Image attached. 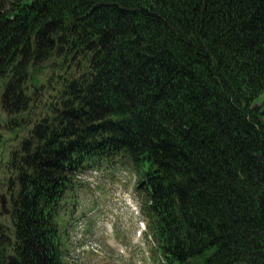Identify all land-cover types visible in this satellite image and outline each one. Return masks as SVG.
<instances>
[{
    "label": "trees",
    "instance_id": "obj_1",
    "mask_svg": "<svg viewBox=\"0 0 264 264\" xmlns=\"http://www.w3.org/2000/svg\"><path fill=\"white\" fill-rule=\"evenodd\" d=\"M261 97L264 0H0L17 142L0 264H64L63 199L114 166L135 172L163 264H264Z\"/></svg>",
    "mask_w": 264,
    "mask_h": 264
},
{
    "label": "rangeland",
    "instance_id": "obj_2",
    "mask_svg": "<svg viewBox=\"0 0 264 264\" xmlns=\"http://www.w3.org/2000/svg\"><path fill=\"white\" fill-rule=\"evenodd\" d=\"M7 120L0 107V181L6 178L5 166L17 144L5 128ZM113 168L118 171H110ZM101 169L105 171L80 175L62 201L57 222L64 264H163L157 244L148 236L145 217L134 210L141 212L142 199L135 172L123 166ZM80 221L86 225L85 241L73 235Z\"/></svg>",
    "mask_w": 264,
    "mask_h": 264
},
{
    "label": "water",
    "instance_id": "obj_3",
    "mask_svg": "<svg viewBox=\"0 0 264 264\" xmlns=\"http://www.w3.org/2000/svg\"><path fill=\"white\" fill-rule=\"evenodd\" d=\"M0 205H1V210L3 214L8 216L10 214L9 209H8V200H7L6 195L4 194L0 196ZM7 264H22V262L16 254H13L8 257Z\"/></svg>",
    "mask_w": 264,
    "mask_h": 264
}]
</instances>
